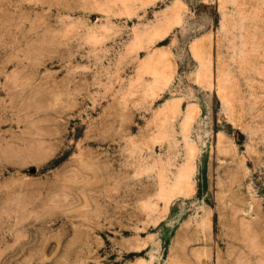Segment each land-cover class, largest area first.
<instances>
[{
	"label": "rangeland",
	"instance_id": "374dc122",
	"mask_svg": "<svg viewBox=\"0 0 264 264\" xmlns=\"http://www.w3.org/2000/svg\"><path fill=\"white\" fill-rule=\"evenodd\" d=\"M0 264H264V0H0Z\"/></svg>",
	"mask_w": 264,
	"mask_h": 264
}]
</instances>
